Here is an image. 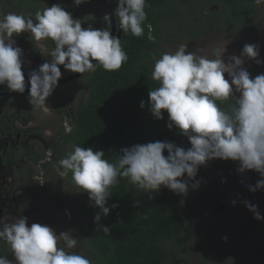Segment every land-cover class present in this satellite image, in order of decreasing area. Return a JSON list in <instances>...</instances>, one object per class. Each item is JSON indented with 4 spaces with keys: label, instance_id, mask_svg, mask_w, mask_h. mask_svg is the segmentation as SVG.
Returning <instances> with one entry per match:
<instances>
[{
    "label": "clouds",
    "instance_id": "1",
    "mask_svg": "<svg viewBox=\"0 0 264 264\" xmlns=\"http://www.w3.org/2000/svg\"><path fill=\"white\" fill-rule=\"evenodd\" d=\"M253 2L257 6L264 4V0ZM74 3L80 5L83 0ZM145 7L146 0H117L114 13L105 14L103 19L111 22L112 16H117L122 31L141 37L147 19ZM147 27L151 30L150 24ZM26 32L36 41L50 39L55 43L52 60L28 75L29 103L34 108L46 107L61 79V65L78 74L95 72L98 67L111 72L119 70L128 60L118 36L106 28H82L81 20L74 19L59 4L36 12L35 20L22 14L0 13V85L6 84L12 92L23 94L26 88L23 52L13 39ZM187 47L181 44L175 53H164L156 60L152 79L159 82V87L148 95L154 117L163 119L166 111L168 127L180 130L190 148L167 141L136 144L122 149L118 161L110 163L103 151L74 146L66 158L57 162L60 175L67 176L71 171L73 182L100 209L95 223H99L101 213L105 217L110 213L106 206L111 197L109 189L119 182V177L128 178L147 192H159L165 187L186 196L188 181L195 180L201 166L216 159L231 160L239 162L240 173H259L260 179L249 186V191L264 190V73L251 78L242 59H256L258 46L245 44L241 56H230L227 64L222 58L226 47L215 48V58L211 59L189 52ZM225 74L230 79H225ZM229 99L234 104L227 110L217 103ZM140 106L144 107L143 101ZM165 151L167 156L163 154ZM193 187H199V182ZM118 206L113 204L111 208ZM245 207L255 220L264 221L257 205L245 201ZM99 230L110 234L108 226L101 225ZM223 239L226 241L227 237ZM60 241L68 249L78 244L70 232L57 235L48 225L38 223L29 227L23 216L14 222L0 219V243H7L15 258L13 261L0 256V264H91L86 256L58 246Z\"/></svg>",
    "mask_w": 264,
    "mask_h": 264
},
{
    "label": "trees",
    "instance_id": "2",
    "mask_svg": "<svg viewBox=\"0 0 264 264\" xmlns=\"http://www.w3.org/2000/svg\"><path fill=\"white\" fill-rule=\"evenodd\" d=\"M105 1L114 13L117 0ZM2 2L4 4L0 6L7 5L5 12L0 13L7 14L10 8L20 5L18 9H25L35 20L36 0ZM53 2L70 12L74 19H80L82 28L91 26L93 21L88 18L93 17L94 21L110 30V22L104 21L105 12L97 2L83 1L80 5H76L74 0H65V4L62 1ZM194 2L146 0L144 35L135 37L122 30L120 33L127 62L116 71L109 72L98 67L95 72H85L80 76V81L86 82L88 97L73 117L71 134H62L64 144L71 146V152L74 146L91 147L94 151H103L104 158L110 163H116L122 149L136 144L167 141L185 149L191 147L180 130L175 126L168 127L166 111H163V119L155 118L150 111L148 93L159 87V82L152 79V71L156 60L164 54L163 43L171 37H184V34L193 41L201 33L211 31L253 35L259 25L253 23L256 14L253 0H214L219 11L211 19L202 4L193 8ZM181 20H184L185 26L193 28L189 27L185 32L178 25ZM197 23L201 27L194 29ZM149 24L151 30L147 27ZM176 32L179 34L173 35ZM46 47L49 51L54 50V41L46 39ZM259 51L264 56L263 44ZM236 95L238 98L239 94ZM141 101L144 102L143 108ZM217 103L227 110L234 101L229 99ZM163 154L167 156V151ZM64 178L70 189L61 202L62 209L67 210L62 223L78 239L72 253L86 256L91 264H191L185 252L186 241L193 226L203 227L204 214L210 211L212 188L219 186L215 177L209 175L203 180V189L198 187L182 196L165 187H161L159 192H147L132 184L128 178L119 177V182L109 189L111 197L106 206L111 209L110 213L106 217L101 213L99 223H95L94 217L100 209L89 200L88 193L73 182L71 171ZM203 191L206 196H203ZM113 204L119 206L111 208ZM228 210L224 214L213 215L218 220L216 224L226 220ZM257 224L258 228L251 234L252 255L243 260L242 252L237 251L234 256L227 255V261L221 264H230L231 261L235 264H264V223L257 221ZM101 225L110 228L109 235L99 230ZM201 264H205L204 259Z\"/></svg>",
    "mask_w": 264,
    "mask_h": 264
},
{
    "label": "rangeland",
    "instance_id": "3",
    "mask_svg": "<svg viewBox=\"0 0 264 264\" xmlns=\"http://www.w3.org/2000/svg\"><path fill=\"white\" fill-rule=\"evenodd\" d=\"M53 1H58L57 3L61 2V0H43L40 6L42 5L45 9L46 7H49ZM0 4H4L2 0H0ZM201 4L205 10L209 11L210 19L213 14L219 11L218 6L214 3V0H195L192 7L196 8ZM88 19L93 21L91 23L92 28H105L98 22L94 21L93 17H89ZM253 23L254 25L255 23H259L258 29H255L257 31H255L253 35H239L232 32L220 34L218 31H211L201 33L196 39L191 41L188 40L184 34V37L180 36L179 38L171 37L166 39V42L163 43V51L164 53H175L179 46L184 44L188 46L187 51H194L197 55L207 56L211 59L215 58V48L226 47V52L222 58L227 64L230 62V56H241L242 49L245 44H255L258 46V50L260 46L264 44V4L260 6L256 5V14ZM178 25L182 26L183 29H185V32H187L189 27L193 28L192 26H185L184 20H181ZM200 27L201 25L197 23V27L194 29ZM26 34H28L30 39L36 43L31 33L26 32ZM176 34L179 33L176 32L173 35ZM242 59L244 60L243 67L250 73L251 78H255L257 75L264 73V56L260 53V51L259 56L256 59H249L247 57H242ZM257 60H259L260 63H257ZM225 79H230L227 74H225ZM79 87V90H76L75 92L78 93L77 97L71 99L70 109L73 113L78 111L80 104L83 103L87 96L86 82L84 80L80 81ZM43 111L46 112L43 115H39V120L35 124L54 117L50 115L46 109H43ZM38 114H40V111L35 112L33 115L36 117ZM64 125H66L68 131V129H70L69 122L65 121ZM59 127L60 124H55L53 129H51V133L48 135H52V137H54V134L58 131ZM46 137L44 136L42 140L39 139V144H45L44 146H46L50 143ZM68 153L69 147H65L61 153H54L51 149L47 152V154H44L43 147L41 148V155H43L45 159L48 158L51 159V161L52 159L54 160V166L50 169V171H53L52 175L54 177L51 181H49V178L44 180L43 177L39 185H35L34 188H30L27 193L23 194V199H21L22 205H20L22 212L18 214L14 213V218L18 219L22 216L26 217L27 225L29 227L32 223L39 224V222L44 218L45 223L42 225H48L56 231L57 235L62 232H69L64 228L63 223L61 222V211L59 210L58 205L66 199L70 187L66 179L55 169L58 167L57 162L66 158ZM37 168L32 169L31 171L35 172ZM238 168L239 162L217 159L213 163L201 166L195 180L188 181V194L198 188L193 187L197 182H199V187L203 189V180L209 175L214 176L215 180L219 182V186L216 185L212 188L213 194L210 197V211L204 214V218L202 220L203 227L193 226L190 230V237L186 241L185 246L187 261L189 263L201 264L204 259L205 264H221L227 261V255L234 256L237 251H241L243 254L246 249V253L248 254V251L251 250L250 239L244 240L243 236H251V233L253 232L252 230L256 229L254 226V221L256 220L254 219V214L248 211L245 207V201L257 205L259 212L263 214L262 210H264V198L261 196L262 193L257 194L256 192L249 191V186L252 185V183L250 185L246 184L248 175L250 176V173L253 174L255 171H245L244 173H240ZM36 172L38 173L39 171ZM19 174L21 173L15 171V187H23L24 182H30L31 180L30 176L26 177L23 174L22 177H19ZM12 175L14 176V173ZM184 179H187V177L185 176ZM46 183L48 184L46 185ZM40 187H42V189H40ZM203 196H206L205 191H203ZM233 201H235V204H233ZM227 210L229 212L228 220L226 219L224 222L216 224L218 220L217 218H214L213 215L224 214ZM12 214L3 220L5 222H14L16 219L12 220ZM247 221H249V223H247ZM190 222H192V220H190ZM189 226H191V223ZM224 237H227L226 241L223 239ZM243 241H245L244 248H242ZM58 246L64 247L67 252L75 250V248L68 249L63 241H60ZM238 263L240 264V262ZM230 264L235 263L231 261Z\"/></svg>",
    "mask_w": 264,
    "mask_h": 264
},
{
    "label": "flooded vegetation",
    "instance_id": "4",
    "mask_svg": "<svg viewBox=\"0 0 264 264\" xmlns=\"http://www.w3.org/2000/svg\"><path fill=\"white\" fill-rule=\"evenodd\" d=\"M42 1L43 0H36L34 8L36 12H38V10L43 11L44 8L42 5L40 6ZM61 1L64 3L65 0ZM51 3V5H54V2ZM6 5L7 4H5V6ZM28 5H30V2H28ZM5 6H0V11L5 12ZM19 6L20 5H17L16 8H10L7 13H21L25 17H28V12L25 9H18ZM23 10L26 12L23 13ZM36 12L34 14H36ZM13 39L15 40V46L20 47L23 52L22 71L25 75L26 88L25 92L21 94L10 91L6 84L0 85V219H4L13 213L12 220L16 219L14 218V213L18 214L22 212L20 205H22L21 199H23V194L27 193L30 188H34L35 185H39L43 177L44 180L49 178V181L54 177L52 175L53 171H50L54 166V160L52 159L51 161V159H45V157L41 155V148L43 147V153L47 154L51 149L54 153H61L65 147H69V153H71V146L64 144L62 134H71L74 129L73 117L78 114L80 108L88 97L87 94L86 99L80 104L77 112L73 113L71 111V99H74L78 95V93L75 92L80 88V76L82 74L79 75L78 73L66 71L61 65V79L58 81V86L53 94L46 101V107H32L29 103L30 84L28 82V75L31 71L38 70L41 64L52 60L51 51L46 47V40L36 41L34 39L36 41L35 43L26 33L21 34L20 36H14ZM43 109H46L48 113L54 117L35 124L39 120V115H43L46 112L43 111ZM37 111H40V114L34 117L33 114ZM65 121H68L70 125L68 131L66 125H64ZM55 124H60V127L58 128V131L55 132L54 137H52V135L49 136L48 134L51 133V129H53ZM44 136H49L46 138L50 143L46 146H44L45 144H39V139L42 140ZM35 168H37L35 172L31 171ZM55 169L57 171V167ZM15 171L21 173L19 174V177H22L23 174L26 177L30 176V182H24L23 187H15ZM36 171L39 172L37 173ZM57 172L60 174L59 171ZM13 173L14 176L12 175ZM258 179H260L259 173H250L246 184L250 185L252 183V185H255ZM47 184L48 183H46V185ZM40 189H42V187H40ZM256 193H262V195H260L264 198V190H258ZM58 208L61 211L62 222L63 217L67 214V210H65L64 207L62 209L61 203L58 205ZM262 212L263 214H261L264 215V210H262ZM226 219H228V216ZM261 222L264 223V221ZM44 223L45 219L43 218L39 224ZM254 223L255 228H258L257 221H254ZM254 230L255 229L252 231ZM251 238V236H243L244 240L250 239L251 242V250L248 251V254L246 253L247 249L246 251L244 250V256H242L243 260L249 258L254 252ZM244 245L245 241L242 243V248H244ZM0 256H6L8 259L14 261V255L7 243H0Z\"/></svg>",
    "mask_w": 264,
    "mask_h": 264
},
{
    "label": "water",
    "instance_id": "5",
    "mask_svg": "<svg viewBox=\"0 0 264 264\" xmlns=\"http://www.w3.org/2000/svg\"><path fill=\"white\" fill-rule=\"evenodd\" d=\"M83 1L97 2L101 6L105 14H113L111 7L105 0H83ZM117 18L119 19V17L117 16L114 15L112 16V21L110 22V31L112 32L113 35H116L120 38L121 28H120V23L119 22L117 23Z\"/></svg>",
    "mask_w": 264,
    "mask_h": 264
}]
</instances>
